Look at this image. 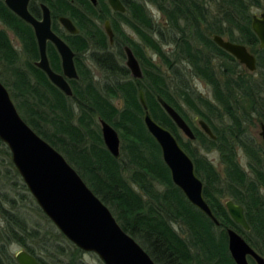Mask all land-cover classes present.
Wrapping results in <instances>:
<instances>
[{"label": "trees", "instance_id": "trees-1", "mask_svg": "<svg viewBox=\"0 0 264 264\" xmlns=\"http://www.w3.org/2000/svg\"><path fill=\"white\" fill-rule=\"evenodd\" d=\"M43 1L53 17L64 15L74 21L80 32L77 36L60 33L57 22L53 29L77 54H87L105 78L94 80L91 71L76 60L79 80L72 82V96L66 97L35 67L38 50L31 28L0 0V23L17 37L24 54L20 64L18 51L6 32L0 30V82L25 123L65 157L123 231L155 264H234L227 248L229 228L264 256V149L250 132L252 126L264 124V50L259 49L250 27L253 11L264 12V0H121L127 10L124 15L112 13L105 0H97V7L88 0H74L73 4ZM143 2L164 16L163 28L155 26ZM106 19L115 34L112 50L100 27ZM214 35L245 45L256 57L258 74L248 73L220 49L213 42ZM122 45L137 58L142 79H133L123 65ZM168 45L172 48L166 51ZM146 50L156 55L163 68ZM48 56L51 67L59 71L58 56L52 47L48 48ZM195 79L209 86L211 100L194 89ZM140 90L151 117L175 136L192 159L218 227L173 185L160 149L144 127ZM158 98L182 116L195 135L194 141L181 140ZM114 99L121 100L120 108L113 104ZM182 106L208 125L215 140L206 136L198 124L192 125ZM101 120L121 134L119 159L103 145L98 131ZM0 147L6 150L1 141ZM199 150L218 153L223 175ZM239 154L247 158L250 177L238 161ZM224 197L243 207L249 232L231 220L221 201ZM36 210L42 213L38 207ZM175 224L185 228L186 238L175 231ZM35 230L14 198L0 190V264H17L8 252L14 243L23 246L40 264L47 263L37 255V249L52 250L59 264L65 260V264H81L76 261L80 253L76 247L66 254L65 248L46 234L41 247L30 246L28 243L39 236Z\"/></svg>", "mask_w": 264, "mask_h": 264}, {"label": "water", "instance_id": "water-1", "mask_svg": "<svg viewBox=\"0 0 264 264\" xmlns=\"http://www.w3.org/2000/svg\"><path fill=\"white\" fill-rule=\"evenodd\" d=\"M30 0H4L5 6L23 22L29 24L35 33L39 60L35 66L48 78L49 82L66 97L72 96V89L66 80H76L78 74L73 62V52L57 37L50 28L48 8L42 9V20L37 21L28 11ZM70 1V0H68ZM96 5V0H89ZM113 12L124 14L126 7L120 0H106ZM59 23L69 34H78L79 30L65 17ZM250 27L264 50V12L251 16ZM105 33L112 44L113 33L109 22L104 23ZM51 42L61 58L62 74L50 69L45 47ZM213 42L224 52L231 55L240 65L252 73L257 61L247 47L230 42L219 35L213 36ZM125 66L131 77L143 78L142 69L132 50L123 49ZM139 102L144 111L142 120L145 129L157 143L161 158L169 170L171 181L185 199L216 227L219 222L203 196V182L195 173L194 163L183 150L175 136L158 124L150 115L143 91H139ZM158 103L177 129L189 140L195 135L182 116L164 100ZM100 133L106 150L115 159L120 157V138L118 132L108 123L100 121ZM200 130L211 140L215 136L203 120H198ZM260 136L264 140V125L260 126ZM0 141L6 146L11 163L16 169L26 189L37 207L54 227L78 250L92 253L102 264H155L148 253L118 224L104 203L90 190L79 174L51 145L39 137L21 118L6 87L0 82ZM231 220L245 232L250 227L241 205L232 200L224 203ZM227 248L234 264H264V256L258 254L236 231L226 229ZM17 264H40L37 259L20 250L14 255Z\"/></svg>", "mask_w": 264, "mask_h": 264}, {"label": "rangeland", "instance_id": "rangeland-1", "mask_svg": "<svg viewBox=\"0 0 264 264\" xmlns=\"http://www.w3.org/2000/svg\"><path fill=\"white\" fill-rule=\"evenodd\" d=\"M138 2H140V1H138ZM141 3H142V1H141ZM144 4H145L147 10L149 11L150 15L153 17L155 26L159 27V29L163 28L166 25L164 16L156 9V7H154L148 3H144ZM253 12H254V14L259 15L263 11L254 10ZM102 26H103L102 23H100V27H102ZM123 29L125 31H127L128 33H130V30H128L126 28V26H123ZM0 30H4L6 32V34L9 38V40L11 41L13 47L15 48V50L18 51L19 62H20V64H22L24 62V54L22 52L21 43L19 42L17 37L9 29H7L4 25L0 24ZM132 37H133V39H135L136 41L139 42V39H137V37L135 35H132ZM170 48H172V46H170V45L164 47V49L166 51L170 50ZM146 52H147L148 56L152 57L153 61L157 65H159V66H161V68H163L161 61L156 57V55H153L148 50H146ZM79 60L84 67H87L91 71L92 75L95 78L94 80L100 81L103 78H105L103 72L100 71L94 64H92L88 60L87 54H83L82 56H80ZM255 72L257 75L258 71L256 70ZM192 84H193L194 89L199 94H201L203 97H206L208 99H210V98L212 99V93H211L209 86H207L202 80L195 79ZM113 104L118 108H120L122 106V102L120 99H114ZM182 107L185 111L188 112V115L190 116V120H191L192 125L197 126L198 118H196L194 115H192L188 111L187 107H185V106H182ZM259 124L260 123H258L255 126H252L250 128V132L253 135V137L255 138L256 142L260 145V148L264 149V142L262 141V138L260 136V131H261L260 125L261 124L260 125ZM98 131L100 132V124L99 123H98ZM118 135L120 138V147H121V143H122L121 134L118 132ZM179 136H180L182 141H184V142L189 141L180 131H179ZM123 137L125 139H128L127 136H125V135H123ZM5 151H8L7 148L5 150L3 147H0V175H1L0 176V190H4V191L8 192L11 195V197L14 198L15 205L28 218L30 227L35 228L36 229L35 231H37V230L39 231L38 238L33 240V241H30V243H28V244L32 247H35V249H37L38 247H41L42 242H43V234H46L48 237L51 238L52 242H55L58 246L64 247L65 248L64 251L66 252V254L74 252L76 250L75 246L71 245L70 242L67 241V239L54 227V225L50 221H48V219L46 217L44 218V215H42L43 213H38V211L36 210L37 205H36L34 199L32 198V196L30 195V193L28 192V190H26L25 187L23 188L22 185H24V184H23L20 176L16 177L14 175V172H13L14 166L11 163V155H7V153ZM199 154L201 156L206 157L212 163V165L216 168L218 173L220 175H223V166L220 163L219 156H218L217 152H214V151L206 152L204 150H199ZM238 161H239L242 169L250 177V171L247 167V158L243 154H239ZM136 190L138 192H140L138 188H136ZM228 198L229 197H224L221 200L222 203L224 204L225 201L229 200ZM174 229L181 237L186 238L185 228L182 225L175 224ZM61 236H63L64 239ZM13 245H14V247H13ZM20 250H25V248L23 246H20L19 244H15V243L11 244L8 247V252L13 256ZM37 255L40 256L41 258H43L47 264H59L58 259L56 257V254L52 250H50V252H47V251H39L37 249ZM76 261L80 262L81 264H102V262L97 258L96 255H94L92 253H84L82 251H80V253L77 254V260ZM65 263H66V260L64 261L63 264H65ZM249 263L254 264L253 262H249Z\"/></svg>", "mask_w": 264, "mask_h": 264}, {"label": "flooded vegetation", "instance_id": "flooded-vegetation-1", "mask_svg": "<svg viewBox=\"0 0 264 264\" xmlns=\"http://www.w3.org/2000/svg\"><path fill=\"white\" fill-rule=\"evenodd\" d=\"M53 1H56V0H53ZM65 1H67L68 3H70V4H73L74 3V0H70V1H68V0H65ZM97 1V0H96ZM106 1V0H105ZM121 1V0H120ZM88 2L91 4V2L88 0ZM106 3H107V1H106ZM30 5H32V8H33V11L31 12L30 11ZM42 5H44V6H46L47 8H48V11H49V16H50V28H51V31L57 36V37H59L70 49H71V51L73 52V62H74V66H75V69H76V72H77V74H78V78L76 79V80H66L67 82H68V84H69V86L71 87V89H72V82H77L78 80H79V73H78V70H77V66H76V60H79V57L80 56H82L83 54L82 53H79V54H77L72 48H71V46L69 45V43H67V41L64 39V38H62L61 37V35L59 34V33H57L56 31H54V29H53V27H55V25H56V22H57V28H58V26H59V30H60V33H65V36H77V35H79L80 34V32H78V34H75V35H73V34H69L62 26H61V24L59 23V18L60 17H65V18H68V19H70L68 16H64V15H60V16H54L53 17V15H52V11H51V9H50V7L48 6V4L45 2V1H43V0H30L29 1V3H28V11H29V13L32 15V17L34 18V19H36L37 21H41L42 20V9H41V6ZM92 5V4H91ZM97 5H98V1H97V4L94 6V5H92L93 7H97ZM108 5V4H107ZM108 7H109V5H108ZM109 9L111 10V8L109 7ZM112 11V10H111ZM127 11V10H126ZM112 13H117V14H121V13H118V12H113L112 11ZM126 13V12H125ZM124 13V14H125ZM124 14H122V15H124ZM15 15V14H14ZM71 21H72V23L74 24V26H76V24L74 23V21L72 20V19H70ZM106 21H108L109 22V25H110V28H111V30H112V33H113V42H112V44L110 43V41H109V39H108V37H107V35H106V33H105V30H104V23L106 22ZM24 23H26V22H24ZM1 24V23H0ZM27 24V23H26ZM2 25V24H1ZM30 28H31V30H32V33H33V35H34V39H35V42H36V46H37V50H38V44H37V39H36V36H35V33H34V30H33V28L29 25V24H27ZM102 30H103V32H104V34H105V36H106V38H107V41H108V45H109V47H110V50H112L113 49V46H114V44L116 43V41H115V34H114V31H113V29H112V26H111V22H110V20H108V19H106V20H104L103 22H102ZM124 25H122V27H123ZM76 28H77V26H76ZM78 29V28H77ZM79 30V29H78ZM123 46V49H124V47H126V45H122ZM49 47H52L54 50H55V52H56V54H57V56H58V60H59V66H60V70L59 71H56V70H54L52 67H51V64H50V59H49V56H48V48ZM128 47V46H127ZM45 52H46V56H47V60H48V63H49V66H50V69L53 71V72H55V73H58V74H62V66H61V58H60V55H59V53H58V51L56 50V48H55V46L51 43V42H47L46 43V47H45ZM124 52V51H123ZM137 59V58H136ZM39 60V51H38V58H37V60L34 62V65H35V63L37 62ZM125 60H126V56H125V53H124V60H123V64H124V66H125ZM80 61V60H79ZM36 67V66H35ZM37 68V67H36ZM125 68H126V66H125ZM127 69V68H126ZM128 70V69H127ZM41 71V70H40ZM129 75H130V73H129ZM131 76V75H130ZM47 77V76H46ZM48 79V78H47ZM55 87V86H54ZM56 88V87H55ZM59 90V89H58ZM60 91V90H59ZM61 92V91H60ZM62 93V92H61ZM63 94V93H62ZM262 125H264V124H262ZM262 138V137H261ZM262 141L264 142V140H263V138H262ZM249 260V262H251V259L249 258L248 259ZM253 262V261H252Z\"/></svg>", "mask_w": 264, "mask_h": 264}, {"label": "clouds", "instance_id": "clouds-1", "mask_svg": "<svg viewBox=\"0 0 264 264\" xmlns=\"http://www.w3.org/2000/svg\"><path fill=\"white\" fill-rule=\"evenodd\" d=\"M13 247H14V245H13Z\"/></svg>", "mask_w": 264, "mask_h": 264}]
</instances>
